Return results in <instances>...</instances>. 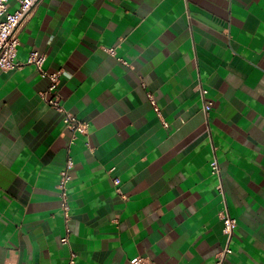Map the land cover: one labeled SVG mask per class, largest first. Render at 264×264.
Segmentation results:
<instances>
[{"label": "crops", "instance_id": "obj_1", "mask_svg": "<svg viewBox=\"0 0 264 264\" xmlns=\"http://www.w3.org/2000/svg\"><path fill=\"white\" fill-rule=\"evenodd\" d=\"M18 38L22 66L0 71V264H214L226 244L223 264H264V0H40ZM33 50L87 122L72 143Z\"/></svg>", "mask_w": 264, "mask_h": 264}, {"label": "built area", "instance_id": "obj_2", "mask_svg": "<svg viewBox=\"0 0 264 264\" xmlns=\"http://www.w3.org/2000/svg\"><path fill=\"white\" fill-rule=\"evenodd\" d=\"M40 0H18L17 7L13 11H8V0H0V71H7L20 68L23 63L16 61V51L19 45L18 30L20 26L31 16L34 8ZM108 54L114 56V48H108L105 50ZM45 56L39 54L38 51H31L27 57L26 63L33 64L39 70V72L48 77L49 85L46 91L42 94L44 101L49 107L55 109L61 114V119L66 129L70 133L69 143H72L77 134H86L87 122L79 120L75 114L67 110L60 102V98L56 93L57 85L60 76L65 75L62 70L53 72H45L42 69ZM199 91L203 100V111L207 114L212 107V102L205 99L207 90L199 86ZM45 93H49L51 96L46 97ZM148 100L153 107L156 115L161 118L160 109L158 108L156 101L152 94H147ZM162 124L166 123L162 120ZM73 167V159L71 156H67L63 168L59 172V179L56 183L58 195L60 199V208L64 213L66 219L69 217L68 211L70 208L67 192V184L71 178L70 170ZM210 171L214 175H219V165L216 158H213L210 162ZM113 183L116 186V191L119 192L118 184L119 179L113 178ZM218 190L222 191L221 184L218 185ZM223 232L227 236V242L231 237V234L236 227V219L232 217L226 207L219 213ZM68 231V229H67ZM63 243L67 242V236L61 238ZM231 252L228 244L217 254L214 264H223L225 256ZM74 254L70 253V260L68 264L73 263ZM139 259L134 258L130 262L132 264L138 263Z\"/></svg>", "mask_w": 264, "mask_h": 264}]
</instances>
